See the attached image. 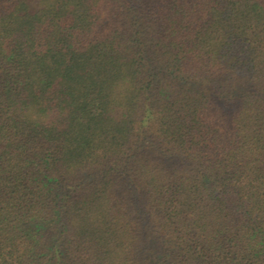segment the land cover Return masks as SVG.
<instances>
[{
  "label": "trees",
  "instance_id": "trees-1",
  "mask_svg": "<svg viewBox=\"0 0 264 264\" xmlns=\"http://www.w3.org/2000/svg\"><path fill=\"white\" fill-rule=\"evenodd\" d=\"M0 264H264V0H0Z\"/></svg>",
  "mask_w": 264,
  "mask_h": 264
}]
</instances>
